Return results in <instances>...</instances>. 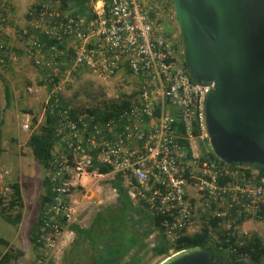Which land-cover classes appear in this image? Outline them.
I'll list each match as a JSON object with an SVG mask.
<instances>
[{"label":"built area","instance_id":"obj_1","mask_svg":"<svg viewBox=\"0 0 264 264\" xmlns=\"http://www.w3.org/2000/svg\"><path fill=\"white\" fill-rule=\"evenodd\" d=\"M90 4L91 16H65L43 4L19 24L14 4L0 0V89L18 63V52L46 72L45 85L52 86L49 96L84 69L103 78L125 71L138 87L117 120H99L89 113L71 116L68 110H59L58 102L54 106L60 114L56 128L60 141L46 176L52 199L42 213L36 240L43 264L64 233L73 234L69 225L79 204L70 199V192L87 176L119 174L129 198L143 199L150 212L161 217L164 236L171 243L187 234L198 212L205 217L202 226L209 218H219L223 235L237 234L240 220L264 213V174L242 171L212 154L204 115L215 83H197L189 75L181 58L182 40L163 26V18L170 20L168 4L164 0H90ZM44 39L59 44L74 40L73 59H56L63 52L47 49ZM38 90L27 87L25 93ZM32 122L30 112L22 113L23 131ZM95 163L111 171L90 170ZM4 175L0 172V193L8 199ZM219 201L225 202V211L212 209V203ZM154 237L147 239L150 250Z\"/></svg>","mask_w":264,"mask_h":264},{"label":"rangeland","instance_id":"obj_2","mask_svg":"<svg viewBox=\"0 0 264 264\" xmlns=\"http://www.w3.org/2000/svg\"><path fill=\"white\" fill-rule=\"evenodd\" d=\"M11 1L18 14L19 24L25 21V14L28 9L30 12L37 10L43 4L59 9L60 2L57 0H9ZM169 6L167 13L170 20L167 22L163 18V26L165 31L170 35L176 34L177 40L181 43L179 27L174 14L172 0H164ZM91 5V4H90ZM73 10L60 11L65 16ZM18 46L19 43L17 42ZM75 42L69 39L65 42V51L73 50ZM184 49V46H183ZM184 61V53L181 55ZM46 72L36 68L31 59L22 52L19 54L18 63L14 69L10 71V78L6 81L0 90V172H3L5 182L8 185L18 182L21 190L23 208H8L6 197L4 202H0V210L4 209L12 217L18 212L22 214L21 222L17 226L6 223L0 216V239L8 240L12 252L17 250L22 255L10 264H43V253L39 249H33L29 242L28 232L32 223L36 220L38 214V199L43 192L42 182L46 173L43 168L38 165L32 157L28 139L32 133L38 132L40 125L44 119V113L47 101L49 99L48 90L52 87L45 85ZM135 80L125 72L121 71L111 78L100 77L91 70L75 71L69 81L62 83L58 94L66 102L68 108L77 113H86L88 110L102 112L112 103H119L120 95L123 93L128 95L134 89ZM7 87L11 92V102L7 107L5 97L2 92ZM32 87L34 91L26 94L25 89ZM24 112H30L33 117L31 128L28 131L22 130V116ZM253 170V169H251ZM113 175L108 177L87 176L83 178L82 185L74 187L70 192V199L76 200L79 209L73 224L80 227H87L97 212L108 205H112L116 201V192L111 187ZM0 185V191H1ZM9 188V187H8ZM10 189V188H9ZM11 193V189H10ZM214 210L225 211L226 204L224 201L215 202ZM205 202L201 205L203 208ZM202 217V216H201ZM199 212L194 218L192 225H189L186 232L193 235L199 232L202 227V218ZM256 216H249L237 228V236L256 235L264 245V219L258 220ZM222 227V225L220 226ZM221 230L211 231L212 240L214 236ZM75 238V233H64L61 243L57 246L52 254L49 262L52 264H70L66 256L71 243ZM7 249L0 245V253ZM141 264H158L162 257H152L151 250L146 249ZM49 251H47V254ZM84 264H92V261L86 257ZM125 264V261L123 262ZM264 264V257L261 260Z\"/></svg>","mask_w":264,"mask_h":264},{"label":"water","instance_id":"obj_3","mask_svg":"<svg viewBox=\"0 0 264 264\" xmlns=\"http://www.w3.org/2000/svg\"><path fill=\"white\" fill-rule=\"evenodd\" d=\"M184 65L197 83L213 81L204 125L212 154L264 170V0H172ZM159 264H251L210 258L194 247Z\"/></svg>","mask_w":264,"mask_h":264},{"label":"trees","instance_id":"obj_4","mask_svg":"<svg viewBox=\"0 0 264 264\" xmlns=\"http://www.w3.org/2000/svg\"><path fill=\"white\" fill-rule=\"evenodd\" d=\"M59 11L73 10L69 16H91L90 0H60ZM173 5V3H172ZM45 47L62 51V56L56 59L64 60L66 56L73 59L74 50L65 51L64 43L45 40ZM67 52V53H66ZM57 82V80H55ZM52 87L51 85H49ZM137 83L134 82V89L128 95L121 94L119 103H112L102 112L88 110L91 115L96 116L99 120L113 119L117 120L122 112L126 111L137 95ZM11 93L7 87L4 89L5 103L8 107L11 102ZM58 102L59 110H68L71 116L77 113L68 108L66 102L59 94L50 96L44 113V119L39 127L38 132L32 133L28 139V145L31 150L33 160L48 173L53 159L55 146L59 143L60 137L57 136L56 128L59 119V110L54 106ZM212 156V155H211ZM233 167L238 165H231ZM97 169L98 173L106 174L111 171L107 166L93 164L90 170ZM240 169L245 172L254 169L260 174L264 170L257 165H243ZM122 177L117 174L111 182V187L116 192V201L112 205L104 207L97 212L91 223L87 227H80L76 224H70L69 230L75 233V238L71 243L66 256L70 264H84V260L89 258L92 264H141L144 255L147 253L149 236L155 234V246L151 249L152 257H162L161 261L170 255L194 247H200L208 251L210 258H222L224 260L235 261L247 259L251 264H261L264 257V245L256 235L238 237L234 235H223L222 231L217 232L219 242L212 240L211 231H216L220 227L221 219L209 218L208 224H203L201 230L193 235L181 236L177 241L171 243L164 236V229L161 217L150 212L146 202L138 199L133 202L125 188L122 186ZM43 192L38 199V214L36 220L32 223L28 232L29 242L33 249H39L36 242L40 225L42 223V213L48 208L52 199V193L48 178L45 176L42 182ZM11 193L6 202L8 208H23L22 196L19 183L9 185ZM0 202H4L0 195ZM214 204L212 203V209ZM1 218L12 226H17L22 219V214L18 212L15 216L9 215L4 209L0 210ZM205 219V217H202ZM258 220L264 219V213L258 214ZM244 219L238 223L241 224ZM64 224L63 220H60ZM0 245L7 250L0 253V264H10L22 255L19 250L13 253L9 242L0 239ZM160 261V262H161ZM159 262V263H160ZM158 263V264H159ZM47 264H52L48 262Z\"/></svg>","mask_w":264,"mask_h":264},{"label":"crops","instance_id":"obj_5","mask_svg":"<svg viewBox=\"0 0 264 264\" xmlns=\"http://www.w3.org/2000/svg\"><path fill=\"white\" fill-rule=\"evenodd\" d=\"M29 2H30V0H29ZM15 10H16V9H15ZM29 12H30V9H28V10L26 11L25 18L27 17V14H28ZM16 14H17V11H16ZM17 16H18V14H17ZM20 53H21V52H18V55H19ZM50 56H51V54H50ZM8 80H9V79H8ZM8 80H5V81L3 82V84H4L6 81H8ZM56 80H57V79H56ZM57 82H58V80H57ZM57 82H55V80H54L53 83H57ZM53 83H52V84H53ZM47 87H50V86L47 85ZM1 89H2V88H1ZM1 89H0V90H1ZM8 90H9V89H8ZM9 91H10V90H9ZM50 91H52V89L48 90V93H49ZM10 93H11V92H10ZM58 93H59V92H58ZM58 93H57V94H58ZM57 94H56V95H57ZM2 96L4 97V91L2 92ZM51 96H52V94H51ZM49 98H50V96H49ZM48 100H49V99H48ZM47 102H48V101H47ZM86 113H88V112H86ZM79 114H83V113H76L75 116H76V115H79ZM21 116H22V114H21ZM6 241L9 242L8 240H6ZM9 245H10V243H9ZM10 246H11V245H10Z\"/></svg>","mask_w":264,"mask_h":264}]
</instances>
